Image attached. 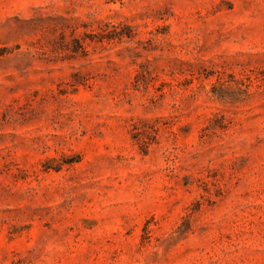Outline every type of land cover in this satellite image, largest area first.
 Returning <instances> with one entry per match:
<instances>
[{
  "label": "rangeland",
  "instance_id": "374dc122",
  "mask_svg": "<svg viewBox=\"0 0 264 264\" xmlns=\"http://www.w3.org/2000/svg\"><path fill=\"white\" fill-rule=\"evenodd\" d=\"M0 264H264V0H0Z\"/></svg>",
  "mask_w": 264,
  "mask_h": 264
}]
</instances>
